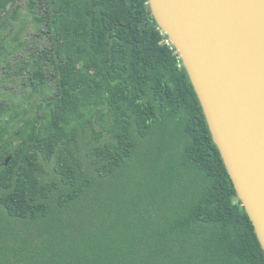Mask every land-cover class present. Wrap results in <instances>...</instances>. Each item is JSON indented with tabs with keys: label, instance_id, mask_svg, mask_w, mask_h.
<instances>
[{
	"label": "trees",
	"instance_id": "trees-1",
	"mask_svg": "<svg viewBox=\"0 0 264 264\" xmlns=\"http://www.w3.org/2000/svg\"><path fill=\"white\" fill-rule=\"evenodd\" d=\"M20 7L0 0L14 54L29 19L50 45L0 104V264H264L149 0Z\"/></svg>",
	"mask_w": 264,
	"mask_h": 264
},
{
	"label": "water",
	"instance_id": "water-1",
	"mask_svg": "<svg viewBox=\"0 0 264 264\" xmlns=\"http://www.w3.org/2000/svg\"><path fill=\"white\" fill-rule=\"evenodd\" d=\"M149 5L180 56L264 251V0Z\"/></svg>",
	"mask_w": 264,
	"mask_h": 264
},
{
	"label": "rangeland",
	"instance_id": "rangeland-1",
	"mask_svg": "<svg viewBox=\"0 0 264 264\" xmlns=\"http://www.w3.org/2000/svg\"><path fill=\"white\" fill-rule=\"evenodd\" d=\"M27 0H20V15L18 24L21 27V21L26 19ZM31 19L26 24L25 30L21 35L20 46L14 54L15 47L18 45L15 42L16 31H20L15 25L9 26L7 29L0 27V47H5L9 55L5 60H2L4 64H0V104L6 106H12L13 103L18 104L23 101V90L20 85L23 82L22 78L15 77L18 72V67H23V63H30L35 58L41 55V52L49 47L50 41L40 32H37L35 25L31 22ZM13 53V54H12ZM9 64L10 69L4 67Z\"/></svg>",
	"mask_w": 264,
	"mask_h": 264
},
{
	"label": "built area",
	"instance_id": "built-area-1",
	"mask_svg": "<svg viewBox=\"0 0 264 264\" xmlns=\"http://www.w3.org/2000/svg\"><path fill=\"white\" fill-rule=\"evenodd\" d=\"M166 45L171 46L170 40L165 41ZM181 67V66H180Z\"/></svg>",
	"mask_w": 264,
	"mask_h": 264
}]
</instances>
